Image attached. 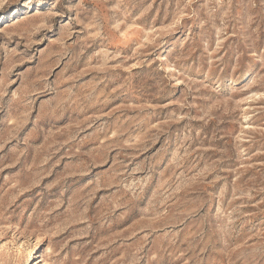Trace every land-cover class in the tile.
Segmentation results:
<instances>
[{"label": "rangeland", "instance_id": "obj_1", "mask_svg": "<svg viewBox=\"0 0 264 264\" xmlns=\"http://www.w3.org/2000/svg\"><path fill=\"white\" fill-rule=\"evenodd\" d=\"M0 264H264V0H0Z\"/></svg>", "mask_w": 264, "mask_h": 264}]
</instances>
